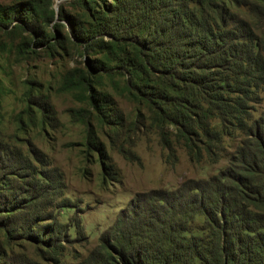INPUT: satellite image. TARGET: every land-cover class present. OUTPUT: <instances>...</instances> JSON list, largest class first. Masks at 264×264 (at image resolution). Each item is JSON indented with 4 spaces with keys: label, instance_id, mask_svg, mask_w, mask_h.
<instances>
[{
    "label": "rangeland",
    "instance_id": "374dc122",
    "mask_svg": "<svg viewBox=\"0 0 264 264\" xmlns=\"http://www.w3.org/2000/svg\"><path fill=\"white\" fill-rule=\"evenodd\" d=\"M24 1H40L42 12L55 11L54 19L37 18L26 25L13 18L11 7ZM215 2L220 15L211 30L232 35L239 53L249 55L259 68L258 85L246 105L250 118L246 129H240L208 107L206 129L180 133L172 117L135 98L131 92L136 88H129L127 77L115 70L100 75L94 85L109 97L105 121L79 90L65 89L71 70L87 68L89 60H107L102 52H88L71 34L72 18L92 26L79 0H0V219L25 203L23 184L31 190L28 200L34 197L26 216L13 218L17 225L6 228L0 223V264H100L111 252L116 258L112 262L124 264L111 248L113 236L120 215L139 193L174 190L185 180L209 179L231 166L250 140L248 128L264 115V0ZM61 9L66 18L60 16ZM209 12L216 14L214 9ZM45 35L49 39L42 44ZM126 49L138 57L134 39ZM214 73L230 75L220 67ZM216 80L208 82L209 91L217 89L227 101L237 98L238 84ZM79 108L89 110V116L75 118ZM190 109L195 116L197 107L188 106L185 112ZM88 118L99 147L88 146ZM184 134L193 138L200 159L191 154ZM40 209L44 215L34 220L31 213ZM204 222L203 215L197 216L188 235L200 234Z\"/></svg>",
    "mask_w": 264,
    "mask_h": 264
},
{
    "label": "trees",
    "instance_id": "16d2710c",
    "mask_svg": "<svg viewBox=\"0 0 264 264\" xmlns=\"http://www.w3.org/2000/svg\"><path fill=\"white\" fill-rule=\"evenodd\" d=\"M79 2L88 10L92 26L86 28L69 18L71 34L86 44L88 52H102L107 60H89L87 68L71 70L64 87L79 90V96L90 100L103 121L109 97L97 92L94 85L100 75L115 70L127 77L129 88H136L135 93L131 92L135 98L172 117L180 133L206 129L203 118L208 107H213L221 120L230 119L237 122L238 128L246 129L250 118L246 105L253 97V87L258 85L259 68L249 55L239 53L232 35L211 30L210 24L220 15L215 0ZM209 9L216 14L211 15ZM11 10L13 18L26 25L37 18L50 22L55 15L54 10L42 12L40 1L19 2ZM60 16L66 18L65 10L61 9ZM106 34L111 36L110 41L104 39ZM45 38L40 43L44 44L49 36ZM130 39L138 46V57L126 49ZM112 60L116 61L114 65H110ZM217 67L227 69L230 75L214 73ZM220 78L226 85L238 84L237 98L227 101L217 89L209 91L208 82ZM192 105L197 107L195 116L191 109L185 112ZM85 114L89 116L90 112L84 108L73 113L77 119ZM86 121L88 146L98 143L99 147L89 118ZM248 131L250 140L246 146L218 175L185 180L174 190L153 189L136 196L131 208L118 219L119 230L111 247L124 264H264V115ZM184 135L191 154L200 159L201 152L194 149L193 138ZM164 143L170 148L168 142ZM25 168L32 170L28 165ZM16 171L17 176L22 175L21 170ZM22 187L25 203L10 210L8 218L0 219L6 228L17 225L13 218L26 216L34 201L32 196L31 200L27 198L30 188L24 184ZM31 214L34 220L44 215L41 209ZM202 215L205 222L201 233L188 235L190 225ZM105 240L108 243L110 238ZM112 259L116 258L111 252L99 263L116 264Z\"/></svg>",
    "mask_w": 264,
    "mask_h": 264
}]
</instances>
